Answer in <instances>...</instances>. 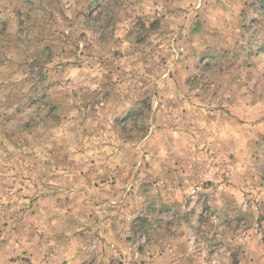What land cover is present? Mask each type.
<instances>
[{"label":"rangeland","instance_id":"1","mask_svg":"<svg viewBox=\"0 0 264 264\" xmlns=\"http://www.w3.org/2000/svg\"><path fill=\"white\" fill-rule=\"evenodd\" d=\"M0 264H264V0H0Z\"/></svg>","mask_w":264,"mask_h":264}]
</instances>
